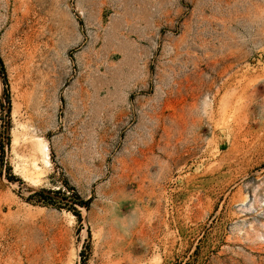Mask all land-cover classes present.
Masks as SVG:
<instances>
[{"label": "rangeland", "instance_id": "rangeland-1", "mask_svg": "<svg viewBox=\"0 0 264 264\" xmlns=\"http://www.w3.org/2000/svg\"><path fill=\"white\" fill-rule=\"evenodd\" d=\"M0 60V264H264V0H0Z\"/></svg>", "mask_w": 264, "mask_h": 264}, {"label": "trees", "instance_id": "trees-1", "mask_svg": "<svg viewBox=\"0 0 264 264\" xmlns=\"http://www.w3.org/2000/svg\"><path fill=\"white\" fill-rule=\"evenodd\" d=\"M0 67L3 69V64L1 62V60H0ZM3 82L6 85V82L7 81H6V77L5 76L3 78ZM6 100H7V102H9V97L8 96H6ZM9 180L13 181L14 180V177H9ZM69 189L72 192V196L70 198H73L75 204L79 205L80 207L87 206V203L83 202L80 199L78 193L76 192V190L74 188L71 187ZM35 195L38 196L39 198H43L42 192L35 193ZM75 215L80 219V215L79 214H75Z\"/></svg>", "mask_w": 264, "mask_h": 264}, {"label": "bare ground", "instance_id": "bare-ground-1", "mask_svg": "<svg viewBox=\"0 0 264 264\" xmlns=\"http://www.w3.org/2000/svg\"><path fill=\"white\" fill-rule=\"evenodd\" d=\"M46 149V148H45ZM45 151V150H44ZM47 155V154H46Z\"/></svg>", "mask_w": 264, "mask_h": 264}]
</instances>
